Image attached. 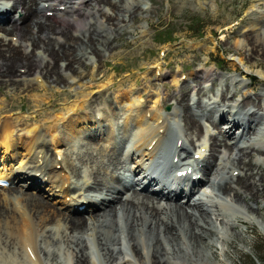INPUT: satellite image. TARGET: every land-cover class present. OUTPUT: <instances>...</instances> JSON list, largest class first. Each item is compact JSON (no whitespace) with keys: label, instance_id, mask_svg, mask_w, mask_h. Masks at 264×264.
I'll return each mask as SVG.
<instances>
[{"label":"bare ground","instance_id":"1","mask_svg":"<svg viewBox=\"0 0 264 264\" xmlns=\"http://www.w3.org/2000/svg\"><path fill=\"white\" fill-rule=\"evenodd\" d=\"M37 1L0 0L2 88L25 92L40 87H56L62 94L72 95L69 87L84 85L82 79L86 75L80 69L89 62L97 67L95 63L105 61L107 55L112 56L116 47L112 37H119L124 30L131 28L129 23H134L142 10L150 8L146 0L143 5L142 0H40L41 4ZM61 7L64 9L61 10ZM66 10L79 15L80 19L58 18ZM80 10L84 12H78ZM50 11L54 12L51 19L47 15ZM12 35L13 40H18L16 43L12 41ZM252 35L247 33L244 36V45L249 46L247 51L251 55L253 48L246 41ZM20 68L24 70L22 73ZM201 70V78L208 77L212 72L205 67ZM97 75L92 76V80H96ZM17 77H32V80L26 83ZM220 85L223 88V82ZM226 86L230 85L227 83ZM202 92L205 93V90L200 87L198 93ZM79 93L84 97L91 94L84 90ZM124 94L122 99L131 100L132 105L137 104L132 110L138 118H146L149 112L153 120L137 121L135 132L126 141L121 139L118 142L114 130L98 124L102 118L98 117L100 112L105 111L108 117L110 104H104V108L95 105L96 115L93 112V115L86 116H62L67 119L72 135L69 132L68 143H65L67 151L61 155L49 156L50 151L46 148L48 138L38 125L25 127V136L16 133L13 138L16 128L13 120L7 117L0 121V150L4 160L9 154L15 160L20 155L18 149L25 150L17 169L6 164L0 167V179L9 177L11 184L6 187L0 185V191H4L0 197V240L3 245L6 244L8 250L5 252L21 261L18 264H48L49 260L45 262L41 256L42 243L45 258L55 262V255H65L69 264H221L220 261H213L216 250L212 252L210 249H216L220 244L224 250V246L232 244L235 238L243 239V232H240L244 231L243 228L238 230V235L230 233L227 228L230 226L233 230L254 220L251 215L255 210L238 196L240 193L245 198L246 191L256 187L264 199V176L254 172L252 162L245 160L252 151L264 157V94L257 92L261 104L259 108L250 106L248 97L235 99L232 101L234 104H226L223 97L219 99L220 96L208 102L200 97L198 102L211 111L206 121L204 114L196 110L192 96L188 94L187 97L186 86L178 92V120L163 114L162 110L157 111L162 108L160 105L164 97L158 91L154 95L155 108L152 111L145 109L146 101H140L141 92L136 94L128 90ZM86 101L84 99L81 105ZM55 102L41 99L36 100L34 105L42 107L48 103L55 105ZM94 102L96 100H91V103ZM240 105L248 108H240ZM3 109L7 110L6 107ZM171 114L174 117L175 113ZM35 117L32 115L29 119L34 120ZM197 118L202 121L201 126ZM257 118L261 119L258 123L255 122ZM225 121L228 122L224 128ZM79 123L97 125L98 128L78 139L75 126ZM214 123L222 126L216 128ZM239 128L242 130L237 135ZM204 132L206 135L203 138ZM220 135L223 137L216 138ZM104 136L109 141L107 146L98 141ZM17 140H21V146L16 145ZM192 141L198 142L194 145V154L188 150L190 147L187 144ZM128 142L131 144L123 154ZM208 148L213 150L212 157L218 151L217 166H222L224 172H209V158L202 163ZM234 151L237 153L233 154ZM183 152L186 154L183 155ZM131 159L134 166L128 165ZM242 163L249 170L251 180L241 179L243 184L241 182L240 186L238 182L233 184L232 180L222 178L229 170L238 176L243 169ZM78 164L82 169L89 165V173L81 175ZM256 164L262 166L264 162L257 160ZM213 167V171L217 169L215 163ZM118 170H124L122 175L116 173ZM139 170L142 172L138 173L140 177L137 174V179L130 181V172ZM194 175L198 178L195 179ZM76 176L82 178L79 180ZM206 184L212 186V190L207 192L204 188ZM76 190H84V193L78 194ZM200 192L201 196L196 198ZM61 196L63 198H59ZM51 200L61 201V206L54 207L55 203ZM74 204H84L85 207L74 208ZM261 207L258 205L257 209L263 215ZM241 208L245 209V214ZM85 213L90 214L80 217ZM50 242L58 246L56 253L49 249ZM125 246L129 253L124 251ZM227 254L224 250V255Z\"/></svg>","mask_w":264,"mask_h":264},{"label":"rangeland","instance_id":"2","mask_svg":"<svg viewBox=\"0 0 264 264\" xmlns=\"http://www.w3.org/2000/svg\"><path fill=\"white\" fill-rule=\"evenodd\" d=\"M143 1L144 0L141 1L142 5L144 3ZM146 1L149 3L150 8L147 11L142 10L140 17L134 23H129L131 28L129 27L127 30H124L119 37H112L113 40L115 39L116 45L115 49L112 51V56L107 55L106 58H104L105 61L100 63L98 61L95 63L97 67L92 66L91 62H89L85 68L83 67L80 69L82 74L86 75L82 79L84 85L81 87L77 84L75 88L69 87L68 90L71 91L72 95L67 96L62 94L60 91H57L58 89L56 87L49 88L46 86L48 89L40 87L35 91L25 92L22 90L0 87V121L7 117L13 120V126L16 127L13 132V138L16 137V133L25 136L27 130L25 127L36 124L39 126V130L48 138V146L46 148L50 151L49 156H54V154H65L67 151V145H65V143H68L67 137L69 132L72 135V131L66 124V118L70 116H86L87 114L93 115V112H95V105H100V107L102 106V108H104V104H110L111 108L108 109V117L106 113H104L105 111L102 113L100 112L98 117H102V120L100 119L98 124L106 125L105 127L109 126L108 128H110V130H114L118 142L119 140L121 141V139L122 141H126L130 135L135 132L136 127L134 126L137 121L149 119V121L153 122L149 112L146 118H138L135 115V111L132 110L134 107L136 108L137 104L132 105L130 104L132 103L131 100L122 99L123 95H125L124 93L128 90L136 94L141 92L142 96L140 97V101H146L145 106L147 107H145V109L151 111L155 108L154 95L157 91L160 92L164 97L160 105L162 108L157 109V111L162 110L161 112L163 114H169V117H172L174 120L179 119L178 115H176V112L180 110L179 106H177V100L180 97L178 92L180 88L182 89L184 86H186L187 97L188 94L189 97L192 96L196 102L194 104L196 110L199 114H204L205 121L210 116L209 113L211 111L205 109V107L198 102L200 97L202 101L208 102L209 99L220 96L219 99L221 100V97H223L226 104H231L235 99H245L248 97L249 99L247 100L250 102V106L254 105V108L261 107L257 92H260L262 95L264 94V0ZM37 4H41L40 0L37 1ZM89 6L91 8V5ZM60 9L63 10L64 7ZM78 12L84 11L80 10ZM53 13V11L47 12V15L51 16L50 19L53 18ZM59 15L60 17L58 18L64 17V19L67 18L72 21H78L80 19L79 15H74L72 11L67 10L62 11ZM74 18L76 19L74 20ZM247 33L253 34L252 38L246 41L253 48L254 53L252 55L247 51L249 46L244 45V36ZM258 35L260 37L257 39ZM13 37L12 35V41L16 43L18 40H13ZM98 64L100 65L99 75H97ZM181 67H183V69H180ZM203 67H205V69H212L208 77L201 78V76H199V72L202 71L201 69ZM23 71L24 70L20 68L19 72L22 73ZM148 72L150 76L147 77L146 75H148ZM96 75L97 79L92 80V76ZM232 78H234V80ZM18 79L27 83L32 80V77H19ZM78 79L79 78H77V80ZM134 81L135 84L133 83ZM222 82L223 88L220 85ZM227 83L230 85L229 87L226 86ZM194 86L197 87L192 89ZM200 87L204 88L205 93H198ZM81 90H84L85 93L90 92L91 94L84 97L79 93ZM235 92L237 93L235 94ZM76 93L78 94L76 95ZM41 99L56 102L55 105L48 103L42 107L35 106L34 102L36 100L41 101ZM84 99H87V101L84 105H81ZM91 100H96V102L91 103ZM191 102L194 103L193 101ZM2 107H6L7 110H2ZM243 107L248 108L240 105V108ZM246 110L248 112V109ZM171 113H175L174 117ZM216 114L217 116L219 115L218 112ZM32 115L36 116L34 120L29 119ZM63 115L66 116V118H63ZM128 117H130V119H128ZM51 118L56 119L55 121L48 120ZM260 120L261 119L257 118L255 122L258 123ZM197 121L201 126L202 121L200 119L198 120V118ZM227 122L228 121L224 122V128ZM214 124L216 128L222 126L221 124ZM75 127L78 129L76 131L78 139H83L89 132L93 133L98 128L97 125L92 126L90 124L86 125L81 123L76 124ZM126 127L128 130H126ZM54 129L56 130L54 131ZM262 129L263 127H261L260 130L262 131ZM241 130L242 129L239 128L236 134L240 135ZM214 132H217V130H214ZM205 135L204 132L203 138ZM218 137L221 138L223 135L217 136L216 138ZM59 138L61 144L58 143ZM17 141L16 145L21 146V140ZM98 141L104 146H107L109 143L106 136L100 138ZM129 144L131 143L128 142L125 148H123V154L126 152ZM187 144L190 147L188 150L191 151V154H194L196 150L194 145L198 144V142L192 141ZM0 149L2 148L0 147ZM180 149L181 148H179V150ZM18 150L20 155L15 160L12 159L11 154H9L5 157L6 161L3 158L4 154L2 150H0V167L6 164L8 167L11 166L17 169L19 167L18 161L22 153L24 154L25 152L22 148ZM121 150L122 145L120 151ZM68 152H70V150ZM212 153L213 150L208 148L202 163H205L207 158H209V172H212V174L224 172L225 170L222 169V166H217L216 157L218 156V151H215V157L211 156ZM235 153H237V151L233 152V154ZM185 154L186 153L183 152V155ZM226 154H228V151H226ZM261 157L263 156H260V153L252 151V154L246 157L245 160H250L252 162L253 168H255L254 172L264 176V164L262 166L256 164L257 160L264 162V157ZM132 160L133 159L129 161V166H134ZM214 163L217 169L213 171ZM87 164L90 163L87 162ZM78 166L81 175H84V172H87V174L89 173V165L86 167L83 166V169L80 167V164H78ZM87 167H89L88 170ZM241 167L243 169H241V173H239L238 176H234L233 173L231 174L228 169L229 173L225 176L222 175V178L225 177V179L228 178L232 180L231 182H233V184L238 182L241 186V182L243 184V180L241 179L251 180L247 167L244 166L243 163ZM218 168L221 169L218 170ZM123 171L124 170H118L116 173L120 174ZM139 172L141 171L130 172L132 175L129 180L132 181V178H136ZM80 178L82 177L76 176V179L80 180ZM197 178L198 177L195 179ZM6 179H9V177H6ZM136 186L139 187L138 184H136ZM211 187H208V184H206L204 188L208 192L212 190ZM34 188H37L38 191L45 194L39 187L34 186ZM237 188L240 187H236V189ZM5 190H8V188ZM3 192L4 191H0V197L3 196ZM76 192L78 191L76 190ZM246 192L245 198L243 197V193H240L238 196L245 200L248 206L253 207L255 211L252 212L251 216L254 220L246 223L245 226L240 224L239 227H235L233 230L228 226L227 231L234 235H238V230L243 228L244 231L240 230V232H243V239L235 238L232 244L225 245L224 250L228 253L227 255H224L223 246L220 244L218 248L210 249L212 252L216 250L214 252V262L220 261L221 264H264V199L260 197L262 193L258 191L256 187L254 190L251 188V191L247 190ZM81 193H84V190L78 192V194ZM201 194V192L198 193L196 198H199ZM59 198L63 197L61 196ZM234 198L236 199V197ZM68 199L70 198L68 197ZM54 201H52L55 203L53 204L54 207L57 208L61 206V201ZM183 201L185 202L186 199ZM239 201L242 202L241 200ZM191 203L192 201H190V204ZM258 205L262 206L260 210L263 215L258 213ZM73 206L74 208H78L82 205L74 204ZM83 206L85 205L83 204ZM188 206L193 207V205ZM241 209L245 214V209ZM89 214L85 213V215L83 214L80 217L84 218V216L86 217ZM259 216H261V218ZM241 223L244 222L241 221ZM39 239H42V237H39ZM3 247H6V244L3 245L0 240V264H18L21 262L19 259H16L15 255L7 253L8 251L5 252V250L8 249L7 247L3 249ZM40 247L42 249L41 256L44 257L45 262L49 260L48 264H69L65 255H55L57 258L55 262H53L51 258H45V256L42 255L45 254L43 251V243ZM48 247L52 252H57L58 246L53 245V242H50ZM124 251L128 252V247L125 246ZM189 251H192V249H189ZM178 255L180 256V254ZM95 262L97 263L96 257Z\"/></svg>","mask_w":264,"mask_h":264}]
</instances>
